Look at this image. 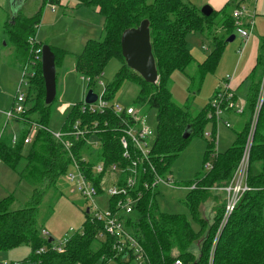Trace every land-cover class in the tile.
<instances>
[{
  "label": "trees",
  "instance_id": "1",
  "mask_svg": "<svg viewBox=\"0 0 264 264\" xmlns=\"http://www.w3.org/2000/svg\"><path fill=\"white\" fill-rule=\"evenodd\" d=\"M76 1L78 7L97 8L105 22L102 39L89 40L82 54L75 56L77 73L82 77H89L91 84L92 79H96L100 72H104L110 61L116 59L122 62V70L117 73L113 82L106 85L105 99L114 102L116 94L125 82L138 87L136 102L149 106L157 113L156 137L151 149L150 164L159 177L169 176L173 159L184 150L191 137L203 136L209 123L207 115L210 112L209 106L193 117L189 111L179 107L171 93L170 77L176 71L185 72L195 62L187 41L188 35L212 34L216 26L212 18L218 14L213 11L211 16L205 17L186 0ZM45 4L46 2L32 17H26L22 13L15 14L7 25L6 33L19 54L21 70L30 66L33 59L29 40L36 36V28ZM228 17L224 9L219 26L229 39L235 31V24L233 16L232 19ZM145 20L149 22L150 27L152 52L159 76L157 84L147 83L140 75L129 69L122 55L121 41L124 32L138 28ZM225 44L224 38H213V50L202 63L197 64L195 77L200 83L205 75L216 70L223 56ZM42 46L44 43H38L35 47L38 49ZM50 48L55 54L58 71L69 53L52 46ZM257 67L264 71V44ZM30 68L34 71V76L29 79V87L25 94L26 110L13 119L19 127L16 141L14 142L13 135L4 142L0 140V162L16 172L21 180L30 183L33 192L27 205L18 210H12L14 196H8L0 201V253L10 252L22 246L31 248L28 257L11 264H108L111 261H116L117 264H132L131 256L128 262H124L125 253L115 256V252L112 251V238L107 237L105 241H101L97 237L102 225L91 222L86 212V220L80 228L83 229V234L78 232L79 229L70 228L61 243L68 240L63 253L55 252L53 247L61 244H56L54 238L47 232V236L44 235L39 229L40 207L48 191L58 189L57 185L61 178L68 174L72 157L78 162H81L85 154L90 158L88 163H81V168L91 180L93 166L99 161H105L107 165L115 162H123L125 165L128 161L123 159V148L119 143L120 134L113 131L119 123L117 116L112 111H106L105 115L82 113L83 102L74 104L62 131L69 132L76 121L88 126L93 121H98L103 130L98 139L103 145L99 151L94 152L86 144L88 140L86 136L85 140L73 139L74 146L68 151L48 128L49 108L52 104L45 103L46 88L42 63L38 62L36 67ZM262 76L251 86L247 101L250 119L244 129L237 133L233 146L224 154L217 153L215 156V147L210 143L203 158V167L205 168L213 158L212 169L206 171L197 182L185 186L189 193L184 204L190 211L192 220L200 227L197 232L185 216L170 215L159 210L157 206L159 192H145L140 186L145 194L135 208L136 211L127 218L126 226L142 246L149 259L148 264H173L176 258L182 260L184 264H208L216 233L224 218L225 204L219 209V214L212 225L201 218L200 209L209 199L210 189L224 184L228 186L233 179L250 136ZM56 83L58 93V74ZM106 122H109L108 128L104 127ZM34 126L38 129L25 156V140ZM188 129L191 135L184 139V133ZM130 151L135 157L132 147ZM21 161L26 164L20 169ZM153 178L154 173L150 170L142 180L153 182ZM177 185L180 187L178 183ZM193 186L194 189L191 188ZM247 186L249 191L241 196L219 237L214 252V264H264V103L253 135ZM51 238L52 242H49ZM194 244L200 249L198 256L190 251ZM42 248H46V252L39 254ZM174 251L177 256L174 255Z\"/></svg>",
  "mask_w": 264,
  "mask_h": 264
},
{
  "label": "rangeland",
  "instance_id": "2",
  "mask_svg": "<svg viewBox=\"0 0 264 264\" xmlns=\"http://www.w3.org/2000/svg\"><path fill=\"white\" fill-rule=\"evenodd\" d=\"M45 1L47 4V0ZM186 1L193 6H197V10L201 12L199 0ZM72 2L74 0H68V3L63 1L62 5H56L55 12H52L48 7L44 8L36 28V41L39 44L44 43V45L71 52L64 61V65L58 68L57 71L58 93L56 100L49 108L48 128L51 133L63 132L62 129L72 110L70 106L66 111H61L62 104L82 101L90 90L102 95L104 87L114 81L117 73L123 67L122 62L119 60L114 59L110 61L104 70L103 76L98 79H92L91 84L89 83V77H82L73 70L75 56L83 52L84 47L82 44L84 40L87 42L88 40L100 41L102 39L104 35V19L99 12L97 14L93 10L87 9V7L85 9L74 10L71 5ZM39 9H41L40 0H26L24 7L21 9L18 0H0V140L2 139L3 142L9 140L11 135L16 136L14 133L17 132L18 125L12 119L7 120L3 113L11 111L14 108V97L17 93V85L20 82V74H22L18 60L19 54L6 33L7 25L15 14L22 13L26 17H32ZM221 16L219 14L213 16L212 19L216 26L213 28L212 34H204L210 36L201 38L198 34H190L187 37L190 49L194 50L195 48L194 51L198 58H207L209 56L213 50V45L211 44L213 43L214 36L224 38L226 40L225 54L221 64L219 62L220 66L218 65L214 72L205 75L203 81L200 83L199 79L195 77L197 64L200 63V60L194 58L195 62L185 72L176 71L170 77L171 93L175 103L182 109L189 111L193 117L209 107L221 82L228 79L231 76V70L235 68L237 63H240V51L244 49L239 38L236 41L227 42L228 36L219 26L221 24ZM52 24L53 26H51ZM234 36L236 37V34ZM211 40L212 42L210 43ZM202 47L206 50H203ZM67 71V80L63 84H60L61 76ZM82 78H85L86 81ZM138 93L139 89L135 84L125 82L116 94L115 102L122 106L131 105L141 109L142 114H145L147 117V125L151 129L155 139L157 113L149 106L136 102ZM227 117L229 118L221 117V121L218 124L212 123L213 130L206 129L203 136L193 135L184 150L173 159L170 175L175 183L180 185V188L160 185L156 190L160 192L157 196L159 210L162 213L170 215L185 216L191 222L192 228L196 232L200 227L192 220L190 211L184 204L189 193L188 188H185V186L197 182L199 178L206 174L207 170L203 167V158L210 143L215 147V155L217 153L224 154L233 146L237 133L244 129L245 116L233 114L227 115ZM226 123H229L230 127H227ZM208 126H210L209 123L206 128ZM213 131L214 133H212ZM206 133H212L217 143H212L205 135ZM89 136L88 143H86L88 146L90 141L99 140L90 134ZM29 147L30 144H26L24 150L25 156L28 153ZM210 163L213 165V158L210 160ZM25 164L26 162L21 161L20 169ZM229 185L215 186L210 189V192L208 191L210 197L201 206L200 215L201 218L208 221L209 225L214 223L216 216L219 214V209L224 204L225 211L223 217H225L229 197ZM57 187L58 189L53 188L48 191L40 207L38 225L42 233L47 232L54 238L56 244H61L70 228L77 230L84 224L86 220V204L82 197L71 194L72 185L65 176L61 178ZM32 192L33 186L30 183L21 180L16 172L0 162V201L12 195L15 200L12 210H18L27 205ZM97 200L102 208L107 207L109 198L105 192L97 196ZM190 251L196 256L200 253L197 244L192 245ZM174 252V255L177 256L176 251ZM30 253L31 248L28 246L0 253V264L21 261L28 257ZM108 264H117V262L111 261Z\"/></svg>",
  "mask_w": 264,
  "mask_h": 264
},
{
  "label": "built area",
  "instance_id": "3",
  "mask_svg": "<svg viewBox=\"0 0 264 264\" xmlns=\"http://www.w3.org/2000/svg\"><path fill=\"white\" fill-rule=\"evenodd\" d=\"M62 0H47L46 7L50 8L52 12H55L56 5H60ZM246 10L244 8L238 9L233 13V19L236 24V32L244 39L248 40L252 28L254 27V21L248 22V29L241 26V19L245 17ZM31 45V52L33 53V59L30 61V66H26L22 70L21 79L17 87V93L15 96V105L11 111H8L5 116L7 120L15 119L17 115L25 113V94L29 87V79L34 76V71L30 67H36L38 62H41L42 47L36 49V36L29 40ZM103 73L98 78L102 77ZM90 81V80H89ZM103 85V83H101ZM107 90L104 87L102 95L97 94V100L92 104H87L85 101L81 105V112H89L91 114L105 115L106 111H112L118 118V124L114 127L113 131L118 132L119 143L123 148V159L128 161L124 165L123 162H115L112 164H106L105 161H99L93 166L92 175L93 180L89 179L85 175L84 169L81 168V163H88L89 157L83 155L81 162H78L72 157V162L68 174L65 176L69 183L72 185L71 194L78 195L83 198L86 204L85 212L89 216L91 222L101 224L102 228L98 230L97 237L101 241H105L107 237L113 239L112 251L115 252V256L124 255V262H128L129 257L133 258L134 264H148L149 259L145 254L142 246L138 240L131 234L126 226V220L136 210L135 208L139 204L141 198L145 192L155 193L160 185L167 187L177 188L172 176L159 177L153 166L150 164V154L154 137L151 129L147 125V117L142 114V110L134 106H122L115 101L110 102L105 99ZM264 103V71L260 85L258 102L256 110L252 120V126L250 136L245 146L243 157L235 171L233 179L228 188L229 197L226 206V215L219 228L218 233L215 236L213 247L211 250L208 264H214V252L218 243L219 237L225 227L228 217L233 213L238 201L244 192L249 191L247 186V172L249 166L250 151L253 141V135L256 128L260 109ZM210 112L207 115V119L210 122L219 123L221 117L226 113H232L236 115H242L245 111V103L240 101L232 89V79L228 78L221 82L217 92L215 93L212 101L210 102ZM109 122L104 124V127L108 128ZM227 127H230L229 123H226ZM37 126H34L30 134L25 140V144H31L36 132ZM102 129L98 121H93L90 126L82 125L81 121H76L69 132L52 133L53 136L65 145V148L70 151L74 146L72 140L75 141L85 140L86 136H98L102 133ZM212 143H217V140L213 138L212 133L205 134ZM66 139H69L66 141ZM14 142L16 137H14ZM88 143V141H87ZM100 140L90 141L89 146L94 152H97L102 147ZM130 147L134 150V156H132ZM216 156V155H215ZM205 169L209 171L212 169V165L208 162L205 165ZM154 173L153 182L142 180L149 173ZM96 180L97 182H95ZM140 186L144 189L141 191ZM192 189L195 186L191 187ZM106 193L109 201L106 208H102L97 200V196ZM74 232L73 229H71ZM80 234H83V229H79ZM81 234V235H82ZM44 235L47 236L45 232ZM68 241V240H67ZM67 241L63 244L53 247V250L57 253H63L67 246ZM46 248L39 250V254L45 253ZM11 264V263H5ZM173 264H184L182 260L175 259Z\"/></svg>",
  "mask_w": 264,
  "mask_h": 264
},
{
  "label": "crops",
  "instance_id": "4",
  "mask_svg": "<svg viewBox=\"0 0 264 264\" xmlns=\"http://www.w3.org/2000/svg\"><path fill=\"white\" fill-rule=\"evenodd\" d=\"M18 1L20 4V9L23 8L24 2L26 0H18ZM63 1L68 3V0H62L60 5H62ZM44 2H46V1L40 0L41 8L44 5ZM199 3H200L201 9L205 6H210L213 11H215L219 15H222L221 18L223 17L224 9H225V12L227 13V15H229L228 18L232 19V15L236 10L244 8L246 10L245 17H243L240 22H241V26L243 28H246V29H248V22L252 21V20L254 21V27L252 28V33H251L249 39L246 41H244V39L236 32V24L234 21L235 31L233 32V35L236 34L234 41H236V39L239 38L241 43L243 44L244 49L240 51V60H239L240 63L236 64L235 68L233 70H231V76L228 77V78L232 79V89L234 90L236 96L238 97V99H240V101H243L245 103L246 112H244V114H242V116H245L244 121H245V125H246V123L249 122V119H250V115L247 112V101H248L250 89H251L252 84L254 82H258L261 79V76L263 74V70L260 67H257V65H258V59H259V56L261 53V48H262V45L264 44V0H199ZM71 5L74 8V10H79L80 8H84V9L86 8V7H78L76 0H74V2L71 3ZM194 7L196 9H198L197 6H194ZM45 8H46V6H45ZM87 9L93 10L95 13L98 14V11H97L98 9H96V8L94 9V8H88L87 7ZM39 11H40V9H39ZM104 24H105V22H104ZM51 26H53V24ZM198 35L201 38H203V37L206 38L205 36H210V35H201V34H198ZM87 42H85V40H84V42L82 44L84 48H85ZM211 42H212V40L210 41V43ZM211 45H213V43ZM202 48H203V50H206L204 47H202ZM194 50H195V48H194ZM194 50H191L193 57L195 59H199L200 63H202L201 61H204L206 58H203V57L198 58V56L196 55ZM64 51H67V50H64ZM67 52L69 53V55L71 54V52H69V51H67ZM81 54H82V52L76 56H79ZM224 54H225V49H224L223 56H224ZM223 56L220 60V64H221V61L223 59ZM20 67H21V65H20ZM73 68H74L73 70L75 72H77L75 69V64H74ZM20 72L22 73V70ZM102 73H104V72H102ZM67 77H68V71L61 76V80L59 83L63 84L64 81L67 80ZM20 79H21V74H20ZM82 79L84 81H86L85 78H82ZM89 83H90V81H89ZM18 85H19V83H18ZM18 85H17V87H18ZM105 88H106V86H105ZM94 94L97 95L96 92H94ZM85 97H86V95H85ZM84 101H85V98L82 101H78L75 103L74 102L64 103L61 105V111H66L67 109H69L70 106L73 107L74 104L79 103V102H84ZM14 102H15V97H14ZM14 105H15V103H14ZM6 113L7 112H4L3 114L5 115ZM227 115L229 116V115H233V114L226 113L223 116V118L224 117L229 118V117H227ZM212 123H214V122L209 121L210 126H208V128H205V130L206 129H212L213 130V127L211 126ZM16 131L17 132H15L14 135L17 136L18 127H17ZM16 136H14V137H16ZM235 140H236V138H235ZM169 176H171V175H169ZM175 184H176L177 188H180L177 185V183H175ZM159 194H160V192H159Z\"/></svg>",
  "mask_w": 264,
  "mask_h": 264
},
{
  "label": "water",
  "instance_id": "5",
  "mask_svg": "<svg viewBox=\"0 0 264 264\" xmlns=\"http://www.w3.org/2000/svg\"><path fill=\"white\" fill-rule=\"evenodd\" d=\"M205 17L212 15L213 10L210 6L201 9ZM235 36L232 35L227 42H233ZM122 55L129 69L140 75L147 83L157 84L159 76L156 67V61L152 52L151 34L149 22L143 21L138 28L130 29L124 32L122 36ZM55 54L50 46H42V74L46 88V105H51L57 96V69L55 63ZM97 100V95L90 90L86 97L85 103L92 104ZM191 131L188 129L183 138L188 139ZM52 242V238L49 239Z\"/></svg>",
  "mask_w": 264,
  "mask_h": 264
}]
</instances>
